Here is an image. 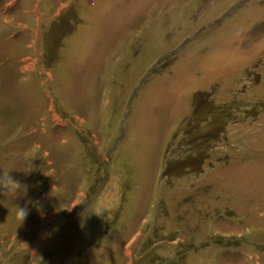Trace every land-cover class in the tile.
Returning a JSON list of instances; mask_svg holds the SVG:
<instances>
[{
    "label": "rangeland",
    "instance_id": "obj_1",
    "mask_svg": "<svg viewBox=\"0 0 264 264\" xmlns=\"http://www.w3.org/2000/svg\"><path fill=\"white\" fill-rule=\"evenodd\" d=\"M0 171V264H264V0H0Z\"/></svg>",
    "mask_w": 264,
    "mask_h": 264
},
{
    "label": "clouds",
    "instance_id": "obj_2",
    "mask_svg": "<svg viewBox=\"0 0 264 264\" xmlns=\"http://www.w3.org/2000/svg\"><path fill=\"white\" fill-rule=\"evenodd\" d=\"M26 190L25 185H23L18 179H14L10 172L0 171V196H15L20 192L21 187ZM15 216L23 222V220L28 215V208L20 206L15 203ZM87 214V209L83 208L81 215L84 216Z\"/></svg>",
    "mask_w": 264,
    "mask_h": 264
}]
</instances>
